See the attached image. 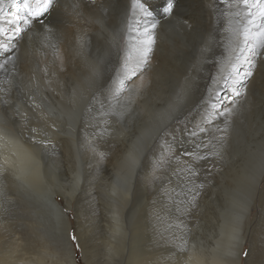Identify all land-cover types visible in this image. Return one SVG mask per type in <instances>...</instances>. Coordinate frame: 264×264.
Returning <instances> with one entry per match:
<instances>
[{
    "label": "bare ground",
    "instance_id": "bare-ground-1",
    "mask_svg": "<svg viewBox=\"0 0 264 264\" xmlns=\"http://www.w3.org/2000/svg\"><path fill=\"white\" fill-rule=\"evenodd\" d=\"M29 2L36 6V0ZM141 2L53 0L47 13L24 25L9 43L8 51H16L12 59L0 49L4 65L0 68V179L37 199L47 194L64 211L56 200L57 184L67 183L70 188L59 187L73 200L86 178L84 154L89 163L98 166L105 161L116 168L104 189L109 220L102 240L110 264L125 251L128 229L123 209L137 179L168 183L171 175L172 180L180 179L173 173L193 162L200 179L220 173L224 196L210 202L215 203V234L209 237L208 232L205 237L201 231L192 236L186 252L173 253L175 264H242L244 228L257 207L255 195L264 194V84L258 89L264 77V48L253 58L243 43L247 9L242 0H194L177 9L185 19L163 23L147 17L138 6ZM17 4L4 0L0 10V27L9 35L12 26L4 21L15 18ZM153 20L155 43L148 63L133 74L141 59L143 29ZM249 59L255 63L252 75L238 84L237 70H248ZM91 65L98 73L95 77ZM186 78L190 87L178 101L179 86ZM225 128L226 133L218 131ZM86 141L95 146L88 148L85 143L84 148L81 143ZM200 152L209 158L196 159ZM54 155L75 164L70 181L58 178L59 160ZM210 165L214 168L208 172ZM123 179L124 186L117 183ZM4 182L0 180L3 186ZM61 196L70 206L72 201ZM239 215L241 224L234 228ZM63 216L66 252L60 261L53 255L50 264H76L72 225L65 212ZM83 237L79 228L86 259ZM158 244L149 247L142 240L134 241L130 264H169L165 261L172 254L159 255ZM9 259L0 264H45L42 259L19 262L12 255Z\"/></svg>",
    "mask_w": 264,
    "mask_h": 264
},
{
    "label": "rangeland",
    "instance_id": "rangeland-1",
    "mask_svg": "<svg viewBox=\"0 0 264 264\" xmlns=\"http://www.w3.org/2000/svg\"><path fill=\"white\" fill-rule=\"evenodd\" d=\"M10 1L12 2L13 0H9V2ZM14 1L19 3L21 0ZM140 1H142L141 4L146 1V3H144L145 8L147 7L148 10L152 11V17L157 22L163 23L171 18H178L179 20L185 19L180 11L177 13V9H183L194 0H189L190 2L187 0H175L174 11L167 17L161 11L164 7L165 0ZM31 21H36V19ZM6 52L7 56H9V58L11 57L10 59H12L14 57L13 55L16 53V51L11 50ZM10 73L12 74L14 71H11ZM263 84L264 77L260 79L258 89L262 88ZM216 100L217 99L215 98V101ZM212 101H214L213 98ZM218 102L219 100H217L216 103ZM210 111L211 110L208 107L207 112L211 113ZM109 114L115 115L116 113L109 112ZM205 114L206 112H204V115ZM204 122L208 123L207 121ZM81 144L88 148H93L95 146V144L87 141ZM208 145H210V143H207V148ZM207 148H205V151L208 150ZM204 152H200L198 156L203 157L202 159L209 158V156L204 157ZM52 158L55 161L59 160L57 161L58 165H56V174L58 178L61 179V181L64 179L70 181L69 179L72 177L71 170L74 169L72 167L75 166L72 160L63 157V155H54ZM83 159L84 161L87 160L86 165L83 166L86 175L84 182L86 183L82 182L81 188L75 190L76 192L74 193L73 200H71V197L69 198L70 195H68L69 193L66 192V190H62L59 187V185H67L68 187L69 185L64 182L57 184L56 190L58 194L60 193V196H57L56 200L58 204L64 208V211L59 209L60 207L53 203L49 195H43L41 197L43 199L41 200L40 197L37 199V196L32 193L24 192L20 187L15 191L13 190L14 187L12 188L10 184L8 185V183H5L4 181L7 180L2 179L1 177L0 180H2L5 185L3 186V184L0 183V262L9 263L12 261L9 259L11 255L19 262H23L24 260L31 261L33 259H42L45 264H50L53 260V255H56L57 259L60 261L66 252L64 236L66 222L63 216V212H65L67 219L72 225L71 236L74 234L77 237L76 241L71 239L74 245L76 264H109V259L106 257L107 250L102 240L105 232H107L106 225L109 220V214L105 211V207L107 206L105 203L106 195L104 189L106 185L112 181L116 168L107 163L103 164L105 161L98 163V166L90 161V163L94 165V167H92L88 162L90 157L84 154ZM193 164L194 163L192 162L189 166L183 168L181 173L178 171L173 173L178 175L180 179L172 180L171 175L169 178L171 181L169 180L168 183L152 184L148 183L149 181L147 179L148 182H145V179H137L134 185V187H136L133 192L134 194L129 198L126 204L127 206L123 209L124 219L128 229V238L125 241V251L118 257L115 256L110 264H118L119 262L122 264H130L131 261H129V258L132 255L133 243L138 240H142V242L148 246L150 245L149 247H152L159 242V255H163L165 252H170L172 258L171 260L168 258V261L166 260L165 262L175 264L177 262L175 261L173 253L175 251L176 253L181 252V245L185 241L191 239V242H187L191 244L192 236H196L197 233L201 231H204L203 233H205V237H207L206 234L208 232H211L209 237L215 234V230H217V227L215 226L216 219H213L215 216H213L215 203L210 202L214 199L221 200L224 196L222 195L221 181L219 180L220 173L213 175V177L216 176V178L205 180L200 179L199 176H196L197 171L195 173L193 171ZM87 165H90L92 168L90 166L89 168ZM85 168L87 172L85 171ZM207 168L205 169L210 172L213 170L214 166L210 165ZM121 181L117 183L123 184L124 186L126 180L123 179ZM5 186L7 187L5 188ZM262 188L264 189V186ZM153 190L157 192V195L152 194L154 193L152 192ZM61 194L72 201L70 206L65 202V199H63ZM260 196H262V198H260ZM259 198L260 200H258ZM263 198L264 194L261 195L260 192L255 195L254 201L256 202L257 207L253 209V214L248 221L249 224L245 225L244 228V231L247 228V232L245 231V233H247V241L241 256L242 264H264ZM260 201H263L262 205L260 204ZM236 217L234 218V220H236L234 221V224H236L234 225V228L241 224V220H239V218L241 219L240 215L238 219ZM238 222L240 223L237 224ZM201 227L203 229H201ZM79 228H81L83 235L85 236L83 239L85 242L84 244H86L87 247V261H85V254L78 238ZM213 232L214 234H212ZM153 233L156 235L152 237L151 240L149 239V236H153ZM235 233L236 232H234L231 240L234 244L238 241L237 233ZM155 238H158V242L157 240H154ZM207 239L211 240L210 238Z\"/></svg>",
    "mask_w": 264,
    "mask_h": 264
},
{
    "label": "snow or ice",
    "instance_id": "snow-or-ice-1",
    "mask_svg": "<svg viewBox=\"0 0 264 264\" xmlns=\"http://www.w3.org/2000/svg\"><path fill=\"white\" fill-rule=\"evenodd\" d=\"M228 2L231 0H222V3ZM245 8L247 9V23L244 26L241 35L243 36V43L248 46L249 51L252 54V57L255 58L259 55V49L264 48V0H242ZM4 4V0H0V10H2V6ZM53 4V0H36V6L33 7L29 0H21L20 3L16 6V14L15 18L11 20H6L4 23L11 25L9 33L3 28L0 27V49L4 51H8L9 43L14 40L19 34L23 31V26L30 23L31 20L37 19L47 13L50 7ZM145 13L147 17H152L153 13L145 8L143 4L138 5ZM175 8V0H165L164 7L162 8V13L165 16H170ZM255 9V11H253ZM22 13V14H21ZM156 21H152L148 27H145L142 32V50L140 52L141 59L136 65V69L133 70V74H135L136 70H143V66L148 63V55L152 50V45L155 43L154 34L150 29H154L156 27ZM249 64L248 70L243 73H239L241 79L237 80L236 83L243 84V81L252 75V69L255 67V63L253 59H249L246 61ZM4 67V65L0 64V68ZM93 77L98 75L96 72L95 65H91ZM180 91L177 92V100L181 101L183 99L184 93L190 87V81L186 78L185 83L180 85ZM233 92L236 95H240V91L238 88H233ZM231 113H229L230 115ZM33 132L36 129H32ZM218 131L225 132L227 129H218ZM186 155H192L186 153ZM203 157L197 156L196 159H202ZM235 238V236H234ZM73 241L77 240V237L73 234L71 236ZM78 246V245H77ZM181 254L187 251V241H185L180 248ZM246 255V253H245Z\"/></svg>",
    "mask_w": 264,
    "mask_h": 264
}]
</instances>
